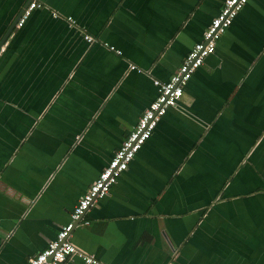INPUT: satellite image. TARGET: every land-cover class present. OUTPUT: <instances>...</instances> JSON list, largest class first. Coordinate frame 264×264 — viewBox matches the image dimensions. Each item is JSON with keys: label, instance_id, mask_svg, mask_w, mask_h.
<instances>
[{"label": "crops", "instance_id": "obj_1", "mask_svg": "<svg viewBox=\"0 0 264 264\" xmlns=\"http://www.w3.org/2000/svg\"><path fill=\"white\" fill-rule=\"evenodd\" d=\"M28 1L0 0V264L56 240L225 2L41 0L7 35ZM69 240L104 264H264V0Z\"/></svg>", "mask_w": 264, "mask_h": 264}, {"label": "built area", "instance_id": "obj_2", "mask_svg": "<svg viewBox=\"0 0 264 264\" xmlns=\"http://www.w3.org/2000/svg\"><path fill=\"white\" fill-rule=\"evenodd\" d=\"M249 1L225 0L220 13L213 18L205 30L202 40L194 45L171 80L168 82L154 81V85L158 88L157 98L144 111L137 125L113 155L108 166L79 200L71 213L70 223L62 227L56 240L51 241L43 252L32 257L29 264H63L74 257L82 259L85 264H104L94 255L77 248L70 242L69 237L75 224L82 220V217L98 200L110 193L119 178L127 171L136 154L151 138L159 121L169 109L178 105L194 73L204 64L207 57L215 52L219 39ZM41 7H43L41 0H33L19 19L17 27H22L32 11ZM85 39L91 43L94 41V38L89 35H86ZM131 69L135 67L131 66Z\"/></svg>", "mask_w": 264, "mask_h": 264}, {"label": "water", "instance_id": "obj_3", "mask_svg": "<svg viewBox=\"0 0 264 264\" xmlns=\"http://www.w3.org/2000/svg\"><path fill=\"white\" fill-rule=\"evenodd\" d=\"M32 1H33V0H29V1L27 2V4L25 5L24 9L21 11V13L19 14L18 18L16 19L15 23H14V24L12 25V27L9 29L7 35L10 34V32L12 31V29H13V28L15 27V25L18 23L19 19L21 18V16H22L23 13H24V11L27 9V7L30 5V3H31ZM4 42H5V40L1 41V43H0V48H1V46L4 44ZM78 223H79V222H77L76 224H78ZM76 224H75V225H76Z\"/></svg>", "mask_w": 264, "mask_h": 264}]
</instances>
